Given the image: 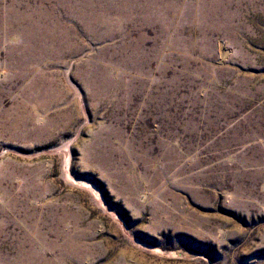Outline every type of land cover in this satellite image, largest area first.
I'll list each match as a JSON object with an SVG mask.
<instances>
[{"label": "rangeland", "instance_id": "374dc122", "mask_svg": "<svg viewBox=\"0 0 264 264\" xmlns=\"http://www.w3.org/2000/svg\"><path fill=\"white\" fill-rule=\"evenodd\" d=\"M0 264H264V0H0Z\"/></svg>", "mask_w": 264, "mask_h": 264}]
</instances>
